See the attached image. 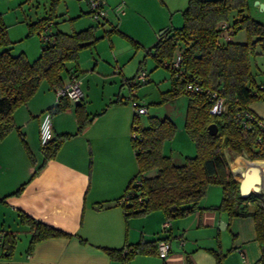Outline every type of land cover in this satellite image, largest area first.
<instances>
[{
	"label": "trees",
	"instance_id": "1",
	"mask_svg": "<svg viewBox=\"0 0 264 264\" xmlns=\"http://www.w3.org/2000/svg\"><path fill=\"white\" fill-rule=\"evenodd\" d=\"M247 8L248 0H188L180 11V26L167 29L146 50L156 67H164L171 76L170 89L161 94L158 104L181 96L186 98L183 130L194 144L195 152L180 159L164 154L163 145L174 137L175 124L168 118L150 117L147 126L141 127L135 114L132 126L135 124L137 127L131 128V132H136L137 138L131 136V144L138 170L116 203L123 207L126 217L161 211L170 220L196 211L208 187L218 185L221 187V200L210 209L225 212L229 219H253L261 250L259 263L264 264V202L253 193L246 197L240 195L239 182L230 172L231 169L238 171L235 161L239 156L229 166L224 154L227 150L236 155L245 154L251 161L264 160V120L249 109V105L264 97V83L256 81L251 64L255 56H264V24L246 15ZM50 19H42L31 27L37 33L41 30L47 32ZM98 27L99 24L70 33H47L45 39L42 38L45 46L36 58L30 60L23 53H10L7 27L0 17V139L14 128V110L25 104L43 82L52 89L62 84L63 72L76 75L74 67L79 52L96 44L99 38L95 36V30ZM113 31L126 38L135 50L141 49L140 44L117 31L116 27H112L108 34ZM239 32L246 35L244 43L219 41L223 34L231 36ZM177 55L180 57L179 64L173 67ZM69 64L73 68H68ZM141 71L144 70L140 64L136 75L125 80L124 84L136 87V83H145L146 80L136 81ZM193 84L199 87L198 91L187 88ZM219 98L222 99L221 111L213 115L210 110ZM129 100L131 105L134 102L137 107L140 106L136 94L131 95ZM66 101L62 98L47 110L51 117L66 109ZM247 115L252 118L249 120ZM243 121L248 122L246 127ZM212 124L217 127L214 135L208 131ZM59 144L60 141L53 138L45 148L40 149L44 161L54 155ZM151 171L154 174L147 175ZM21 190L22 186L12 195H18ZM0 200L4 201V198ZM19 219L31 232L28 252L37 242L69 236L23 213H19ZM0 235V258L9 259L16 245L15 235L12 232ZM157 241L106 251L112 258L129 264L135 255H156ZM146 244L150 246L145 248ZM124 249L128 253L123 257ZM215 257L216 264H221L223 256L216 254Z\"/></svg>",
	"mask_w": 264,
	"mask_h": 264
},
{
	"label": "crops",
	"instance_id": "2",
	"mask_svg": "<svg viewBox=\"0 0 264 264\" xmlns=\"http://www.w3.org/2000/svg\"><path fill=\"white\" fill-rule=\"evenodd\" d=\"M187 1L172 0L171 4L175 10H182ZM103 4L107 10L104 21L111 23V7L105 1ZM120 4L123 13L116 16L114 8ZM124 8L123 0L113 6L117 20L124 15ZM79 21L74 20L73 25ZM77 30L80 29L75 28ZM143 38L146 41L148 37ZM141 40L139 42H144ZM148 40L149 45L137 42L144 54L155 42L153 37ZM141 49H134V52ZM113 54H117L115 62L124 56L118 50ZM140 55L136 54V57ZM136 59L138 61L140 57ZM144 59L138 62L136 73ZM94 61L88 53L78 56L74 70L81 81L83 100L79 104L66 101L65 110L52 114L54 140H59L60 144L50 159L44 161L40 151L38 125L41 114L57 103L55 92L66 85L71 74L69 71L63 72L60 86L51 89L43 82L25 104L17 107L12 114L14 128L0 139V199L4 198V201L0 200L1 209H4L0 217V234L12 232L16 238L13 254L9 259L0 258V264H121L106 249L117 250L141 242L154 244L159 239H168L170 243L171 250L166 259H159L152 253L138 254L130 259L129 264H216V254L223 256L221 264H260L261 250L253 219H229L225 212L210 209L219 204L216 203L218 198L221 200L218 185L209 186L198 209L185 217L167 220L161 211L126 217L123 207L116 201L125 193L138 170L131 144L135 111L128 98L124 99V89H121L129 78L123 76L120 80L119 76L110 75L103 60ZM68 68L73 65L69 64ZM100 83L109 85L102 95V104L105 105L89 111L86 101L90 89ZM180 98L186 100L185 96L177 99ZM249 109L264 120V97L249 105ZM191 147L189 144L188 150H192ZM224 154L226 159L228 154L231 155L230 161L227 160L230 166L236 156L227 150ZM168 155L173 156V153ZM237 156L241 165L238 171L242 172L251 160L243 155ZM230 172L234 179L236 176L238 181L241 180L239 174L232 169ZM21 186V192L12 195ZM19 213L69 236L37 242L28 252L31 232L20 221ZM166 221L169 225L163 229ZM20 244L24 256L22 253L15 255ZM149 246L146 244L145 248Z\"/></svg>",
	"mask_w": 264,
	"mask_h": 264
},
{
	"label": "rangeland",
	"instance_id": "3",
	"mask_svg": "<svg viewBox=\"0 0 264 264\" xmlns=\"http://www.w3.org/2000/svg\"><path fill=\"white\" fill-rule=\"evenodd\" d=\"M103 1H105L108 7H111L109 8L111 23L105 22L104 20L92 19L88 14L89 9L85 1L0 0V17L3 24L7 27V39L10 43V53L12 55L23 53L28 59L33 60L39 55L42 47L45 46L42 36L47 33L50 34L56 31L70 33L75 31V28L82 30L89 26H96L99 24V27L95 30V36L99 38L98 41L93 47L83 49L80 54L84 55L88 53L95 61L103 60L102 63L110 69V75L119 76L120 80H122L123 76L129 79L134 77L136 75L138 62H142L143 58H145L144 64L141 65L147 75L146 82L136 83V87H130V85L125 84V86L121 88L122 91L124 89L123 97L125 100L127 98L129 100L131 94L134 92L138 104L147 109V113L136 120L138 123L140 122L139 125L141 127L147 126L150 117L168 118L175 124L176 133L170 141L164 143V154L167 155L171 152L175 158L192 155L195 152L194 144L188 139L183 130L186 100L180 98L170 101L167 104H158L162 97L161 94L170 89V72L162 66L156 67L155 61L147 54H144L142 49L138 52H134V49H131V43L119 33L113 31L108 34V31L112 27H118L117 29L119 32L133 41L149 45V37L155 38L156 42L157 37L163 30L176 28L181 24V10L174 9L175 6L171 4L172 0H123L125 2V12L124 15L117 20L112 8L116 3H120L122 0ZM256 1L264 5V0H248V8L245 13L253 20L264 24V7L255 5ZM182 8H184V6H182ZM47 18H51L50 28L47 32L41 30V32L37 33V31L31 27L38 21ZM76 19L80 21L74 26L73 23ZM143 37H148L146 40L147 42L143 40ZM141 39L144 42H139ZM219 41L221 43H226L227 41L244 43L246 41V35L244 32H239L231 36L223 34L219 38ZM155 42H153L152 45H154ZM114 50H118L119 54H124V56L118 58L117 62H115L117 54H113ZM128 50L131 51L128 52ZM257 50H260V48H257ZM136 54H141L138 56L140 57L138 61L136 59L138 58ZM94 62H92V66ZM251 64L252 71L256 75V81L264 83V56H255ZM120 72L122 75H120ZM107 89H109V85L104 86L102 83L98 84L94 89H90L86 101L89 111L98 110L101 108V105H105L102 104L104 101L102 100V95ZM106 102L107 101H105V103ZM189 144H191L192 150H188ZM230 156L231 155L228 154V161L231 159ZM233 156L237 155L233 153ZM252 162L253 161H251V163ZM234 172L240 174L239 171ZM235 180L239 182L236 176ZM256 196L261 197V195ZM216 201V203H219L220 198ZM1 208L0 206V217L2 213H4V209ZM6 217L7 222H9L8 218L10 219V217L7 213ZM21 248L22 245L20 244L15 251L16 256H19L20 253L24 256Z\"/></svg>",
	"mask_w": 264,
	"mask_h": 264
},
{
	"label": "built area",
	"instance_id": "4",
	"mask_svg": "<svg viewBox=\"0 0 264 264\" xmlns=\"http://www.w3.org/2000/svg\"><path fill=\"white\" fill-rule=\"evenodd\" d=\"M79 1H85L88 9H89V15L94 20H105L107 10L103 7V1L102 0H79ZM114 12L116 15H121L123 13V5L120 4L117 7L114 8ZM46 29V28H45ZM43 39H45L44 36H42ZM180 57L179 55L176 56V58L173 61V67L178 66ZM146 80V74L144 71H141L136 76L137 82H144ZM187 88L189 90L198 91L199 87L196 85H188ZM56 95V101L59 102L60 99L65 98L70 102H80L83 100V90L81 87V81L78 78L77 75H70L68 82L65 86L59 88L55 92ZM135 93L133 92V94ZM133 108L135 107V114L136 116H141L146 114L147 110L143 106L137 107L136 104L133 102ZM222 108V99L219 98L216 100L213 108L210 110V113L213 115L219 114ZM247 118L250 120L252 117L250 115H247ZM242 124L246 127L248 125L247 121H243ZM137 125H133L132 128L135 129ZM131 136L133 138H137V133L132 132ZM54 135L52 131V124H51V114L49 111H44L41 114V118L38 125V142L39 147L42 150L46 147V145L53 140ZM243 156L246 157L245 154ZM261 180L260 184L258 185L259 191L258 192H252L255 195H261V201L264 202V174L260 175ZM168 222H164L163 229H166L168 227ZM171 250V246L168 240H159L156 243V256L160 259H166L169 252ZM128 253L127 249H124L122 251V256L124 257ZM121 264H128V262H122Z\"/></svg>",
	"mask_w": 264,
	"mask_h": 264
},
{
	"label": "water",
	"instance_id": "5",
	"mask_svg": "<svg viewBox=\"0 0 264 264\" xmlns=\"http://www.w3.org/2000/svg\"><path fill=\"white\" fill-rule=\"evenodd\" d=\"M255 5H259L260 7H264V5L259 2H255ZM167 29L163 30L159 35H162ZM77 102L76 104H79ZM209 134L214 135L217 132L216 125L212 124L208 127ZM259 172V168L255 165L254 161L249 164L246 169L240 172L241 180L239 181V192L242 197L248 196L251 192H258L261 177Z\"/></svg>",
	"mask_w": 264,
	"mask_h": 264
},
{
	"label": "bare ground",
	"instance_id": "6",
	"mask_svg": "<svg viewBox=\"0 0 264 264\" xmlns=\"http://www.w3.org/2000/svg\"><path fill=\"white\" fill-rule=\"evenodd\" d=\"M240 160V159H239ZM239 160H237V161H235V163H236V167H237V169H240L241 170V165H239L240 164V162H239ZM255 165L259 168V171H261V172H259L260 174L262 173V174H264V161H257V162H255ZM243 167V166H242ZM235 173V172H234ZM236 175H238L239 173L237 172V173H235Z\"/></svg>",
	"mask_w": 264,
	"mask_h": 264
}]
</instances>
